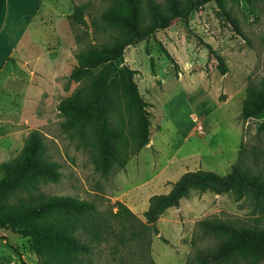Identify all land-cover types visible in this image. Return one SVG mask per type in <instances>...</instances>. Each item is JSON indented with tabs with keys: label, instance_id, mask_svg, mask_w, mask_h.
<instances>
[{
	"label": "rangeland",
	"instance_id": "rangeland-1",
	"mask_svg": "<svg viewBox=\"0 0 264 264\" xmlns=\"http://www.w3.org/2000/svg\"><path fill=\"white\" fill-rule=\"evenodd\" d=\"M113 1L39 0L34 22L0 79V181L1 165L17 157L37 130L60 179L43 181L40 194L21 193L11 202L71 196L92 203L95 210L86 225L98 238L83 264H210L200 254L221 239L205 234L200 223L264 225V211L252 200L191 191L179 206L161 214L158 235L144 228V213L151 198L168 194L186 172L231 174L241 150L248 167L264 176V111L242 120L248 89L262 88L264 82V0H225L224 9L208 3L187 20H176L125 49L123 60L112 66L113 84L123 90L129 74L152 106L150 144L137 154L134 149L130 156L121 153L103 175L96 169L97 138L89 134L83 143L66 130L59 105L80 86L70 80L77 54L110 40L113 31L103 14ZM78 8L82 23L72 20ZM127 211L136 216L133 229L125 222ZM0 264L40 260L29 238L0 230Z\"/></svg>",
	"mask_w": 264,
	"mask_h": 264
},
{
	"label": "trees",
	"instance_id": "trees-1",
	"mask_svg": "<svg viewBox=\"0 0 264 264\" xmlns=\"http://www.w3.org/2000/svg\"><path fill=\"white\" fill-rule=\"evenodd\" d=\"M224 9L225 0H114L103 14V20L113 31L111 38L92 46L76 56L77 66L70 80L80 83L74 96L63 100L59 111L66 116L63 127L76 132L83 143L89 134L97 138L96 169L107 175L121 153L137 154L150 144L152 106L145 102L132 76L122 90L113 84L112 66L123 60L124 51L137 41L149 38L158 30L171 27L179 19L208 3ZM78 8L72 20L83 22ZM223 65L222 58L218 57ZM222 74L227 69L221 67ZM264 111V82L262 88L250 87L243 106L242 120L258 117ZM134 124L137 133L134 132ZM0 230H11L29 238L37 251L40 264H83L89 255L92 241L98 238L86 225V218L95 208L92 203L71 196L33 199L32 202H11L18 194H40L43 181L57 183L60 172L49 160L44 136L37 130L26 139L22 151L1 165ZM211 191L217 195L234 193L238 199L248 198L264 211V176L254 173L240 157L231 174L220 176L199 170L185 173L169 194L154 196L144 213L143 224L150 234H159L157 221L169 208L177 207L191 191ZM128 212V211H127ZM126 223L132 225L136 216L130 211ZM203 232L221 239L218 246L204 251L200 258L210 264H256L264 260V225H247L239 221L206 220L200 223ZM96 231V230H95ZM86 234V235H85ZM137 233H133L135 235ZM92 236L91 241L84 240ZM236 259L237 261H230Z\"/></svg>",
	"mask_w": 264,
	"mask_h": 264
},
{
	"label": "crops",
	"instance_id": "crops-1",
	"mask_svg": "<svg viewBox=\"0 0 264 264\" xmlns=\"http://www.w3.org/2000/svg\"><path fill=\"white\" fill-rule=\"evenodd\" d=\"M38 2L39 0H0V79L6 73L10 59L22 45L23 35L28 33L34 22Z\"/></svg>",
	"mask_w": 264,
	"mask_h": 264
},
{
	"label": "built area",
	"instance_id": "built-area-1",
	"mask_svg": "<svg viewBox=\"0 0 264 264\" xmlns=\"http://www.w3.org/2000/svg\"><path fill=\"white\" fill-rule=\"evenodd\" d=\"M194 121L196 124H199L198 127H197V131L200 133V134H204V126L202 124H200L199 120L197 118H194Z\"/></svg>",
	"mask_w": 264,
	"mask_h": 264
}]
</instances>
